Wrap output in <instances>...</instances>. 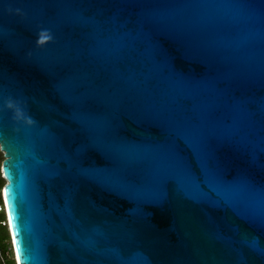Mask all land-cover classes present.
I'll return each mask as SVG.
<instances>
[{
	"label": "water",
	"instance_id": "95a60500",
	"mask_svg": "<svg viewBox=\"0 0 264 264\" xmlns=\"http://www.w3.org/2000/svg\"><path fill=\"white\" fill-rule=\"evenodd\" d=\"M0 97L15 264H264V0H0Z\"/></svg>",
	"mask_w": 264,
	"mask_h": 264
},
{
	"label": "trees",
	"instance_id": "16d2710c",
	"mask_svg": "<svg viewBox=\"0 0 264 264\" xmlns=\"http://www.w3.org/2000/svg\"><path fill=\"white\" fill-rule=\"evenodd\" d=\"M3 161V155L0 152V191L4 188L5 181L2 178L1 164ZM1 202V195H0ZM5 221V215L0 214V264H15L13 259V250L10 242L8 229L1 225V222Z\"/></svg>",
	"mask_w": 264,
	"mask_h": 264
},
{
	"label": "built area",
	"instance_id": "2783aa9c",
	"mask_svg": "<svg viewBox=\"0 0 264 264\" xmlns=\"http://www.w3.org/2000/svg\"><path fill=\"white\" fill-rule=\"evenodd\" d=\"M2 194V190L0 191V195ZM5 213V205L4 203L1 201L0 202V214H4ZM5 215V214H4ZM1 225L2 226H5V227H8V222L6 221V218H5V221L1 222Z\"/></svg>",
	"mask_w": 264,
	"mask_h": 264
},
{
	"label": "snow or ice",
	"instance_id": "6c2138e0",
	"mask_svg": "<svg viewBox=\"0 0 264 264\" xmlns=\"http://www.w3.org/2000/svg\"><path fill=\"white\" fill-rule=\"evenodd\" d=\"M5 103H7L6 100H5V98L0 97V109L3 108V106H4ZM9 106H10V105H9Z\"/></svg>",
	"mask_w": 264,
	"mask_h": 264
}]
</instances>
